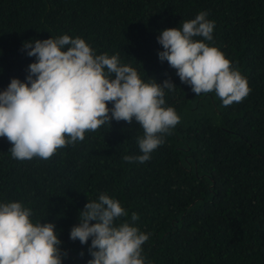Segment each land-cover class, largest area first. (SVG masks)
Listing matches in <instances>:
<instances>
[{"label":"trees","instance_id":"1","mask_svg":"<svg viewBox=\"0 0 264 264\" xmlns=\"http://www.w3.org/2000/svg\"><path fill=\"white\" fill-rule=\"evenodd\" d=\"M201 11L215 22L204 42L247 80L242 102L196 96L158 58L160 32ZM62 35L84 39L97 55L118 54L145 82L170 78L176 88L165 89L164 107L180 123L144 163L123 159L141 154L135 120H112L47 160H17L0 137V203L19 201L34 223H53L67 251L62 264L92 258L91 241L69 233L100 193L126 209L122 220L139 215L134 225L149 234L145 264H264V0H0V91L12 78L24 81L35 61L24 41Z\"/></svg>","mask_w":264,"mask_h":264},{"label":"clouds","instance_id":"2","mask_svg":"<svg viewBox=\"0 0 264 264\" xmlns=\"http://www.w3.org/2000/svg\"><path fill=\"white\" fill-rule=\"evenodd\" d=\"M214 26L201 11L182 28L163 29L157 37L163 49L158 58L196 96L215 92L226 107L242 102L251 89L231 61L204 42L213 39ZM23 48L35 61L24 81L12 78L0 91V137L11 144L17 160L50 159L57 149L83 141L85 133L110 126L112 120L129 125L135 120L143 129L137 137L141 154L123 159L144 163L180 123L175 109L164 107L165 89L176 88L170 78L145 82L136 69L121 64L118 54L97 55L80 37L29 40ZM32 215L19 201L0 203V264H62L66 258L54 224L34 223ZM127 216L120 202L106 193L87 200L69 233L82 245L91 241L87 264H145L142 245L149 234L134 225L137 213L131 214V222L122 220Z\"/></svg>","mask_w":264,"mask_h":264}]
</instances>
